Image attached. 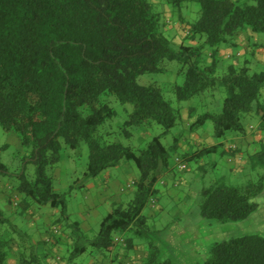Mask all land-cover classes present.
I'll use <instances>...</instances> for the list:
<instances>
[{
    "label": "trees",
    "instance_id": "1",
    "mask_svg": "<svg viewBox=\"0 0 264 264\" xmlns=\"http://www.w3.org/2000/svg\"><path fill=\"white\" fill-rule=\"evenodd\" d=\"M188 1L193 0H165L177 9ZM195 1L200 14L188 22L185 37L196 44L182 41L173 48L164 34L161 12L149 0H0V125L18 134L36 164L32 178L23 172L17 175L16 189L22 198L14 205L19 210L7 215L0 206V264H11L10 257L14 264H46L47 253L40 246L57 242L52 228L50 238L35 241L10 215H26L34 205H49L60 208L55 223L67 220L65 196L54 189L46 169L59 161L63 146L75 149L82 140L88 148L84 181L123 161H132L139 176L133 182L132 198L114 205L92 238H85L78 223L66 222L72 243L58 259L88 264L111 256L114 262L111 254L119 239L131 251L136 250V238L147 237L142 210L153 204L154 185L170 169L173 146L163 145L157 135L136 151L111 140L114 131L106 124L115 115L111 100L132 107L121 125L126 136L133 126L157 123L164 128L162 135L176 124L179 109L163 97L160 88L137 82L139 75L161 70L163 60L181 64L184 80L174 86L178 101L220 86L225 90L220 110L199 114L189 124L190 131L209 119L216 138L243 134V120L251 116L258 117V127L264 130V72L232 63L218 73L216 59L222 45H235L233 38L239 31H264V0ZM205 47L210 48V63L203 59ZM217 148L203 147L185 158L195 161ZM246 158L251 169L262 170L257 181L234 186L216 180L203 187V217L224 223L244 219L257 209L254 198L264 189V141ZM0 173L9 174L2 164ZM117 233L128 235L119 238ZM146 246L140 264H171L159 258L152 241ZM202 264H264V235L214 242Z\"/></svg>",
    "mask_w": 264,
    "mask_h": 264
},
{
    "label": "rangeland",
    "instance_id": "2",
    "mask_svg": "<svg viewBox=\"0 0 264 264\" xmlns=\"http://www.w3.org/2000/svg\"><path fill=\"white\" fill-rule=\"evenodd\" d=\"M149 1L161 12V19L165 24L164 34L173 48L182 41L189 45L196 44V41H190L184 37V32L188 28V22L195 21L200 14V5L197 1L185 2L180 9L174 8L165 0ZM238 1L251 2V0ZM233 41L234 46L222 45L220 48L229 47L233 53L238 51L240 54L230 58L217 56L218 73L232 63L247 64L250 72H264V63L257 60V55L264 54V31L254 32L246 28L239 31ZM209 53L210 48L205 47L203 59L207 63L212 61ZM159 67L161 69L159 71L139 75L137 82L142 85H157L163 97L171 100L172 104L179 109L176 124L165 134L161 135L164 131L163 126L151 123L128 128L131 135L126 136L121 125L132 107L130 104L111 100L115 115L106 124V127L114 131L111 140H118L138 151L145 147L152 137L160 135L163 145L173 146L169 151L170 169L154 185L153 204L150 202L142 210L149 228L147 237L136 238L135 241L138 243L136 250H131L124 255V258L115 259L112 264H140L144 259L148 240L159 249V258L169 259L171 264H202L209 247L214 242L245 234L264 235V189L254 198V201L258 203L257 209L244 219L223 223L207 219L200 213V192L203 187L209 186L216 180L234 186L255 182L262 171L260 168L251 169L246 163L231 171L221 146L217 151L195 161L185 158V154L196 148L193 144L200 138L204 142L223 141L224 138H216L213 135L212 122L209 119L192 131L189 130L188 124L199 114L219 111L226 95L224 88L220 86L213 91L206 90L190 99L178 101L174 95V86L181 85L184 80V74L180 70L181 64L176 60L165 59L159 63ZM257 121H259L257 116H251L245 118L243 123L255 125ZM29 152L30 148L22 145L16 132L5 131L0 125V164L9 173H0V190L2 191L0 206L7 215L19 210V206L14 205L22 198V194L16 189L17 175L23 172L27 179L35 175L36 164L29 158ZM176 157L182 160L184 168L177 167ZM87 159L88 148L82 140L75 149L63 146L59 161L46 169V173L52 177L54 189L65 196L67 220L63 218L61 222L55 223L54 220L61 215L60 208H54L47 225L45 224L47 221L41 216L39 219H31L28 215L15 213L10 215L12 221L30 234L37 231L40 225L45 224L40 230L42 236H46L48 229L53 230V227L56 228V232L52 231L55 236L62 234L66 232V222H76L85 238H92L103 216L114 205L126 204L132 198L133 182L138 178L139 170L132 161H123L84 181L82 173ZM34 208L40 213L47 209L51 210L49 205H34ZM1 229L2 225H0V231ZM125 235L128 234L117 233L119 238ZM116 247H122L121 243H118ZM9 262L14 264L13 257L9 258Z\"/></svg>",
    "mask_w": 264,
    "mask_h": 264
},
{
    "label": "crops",
    "instance_id": "3",
    "mask_svg": "<svg viewBox=\"0 0 264 264\" xmlns=\"http://www.w3.org/2000/svg\"><path fill=\"white\" fill-rule=\"evenodd\" d=\"M184 34H185L184 35V37H185L186 31L184 32ZM239 54L240 53L238 51L236 53H233L231 48L225 47V48H219L217 56L230 58L232 56L239 55ZM257 60L259 62L264 63V54L257 55ZM193 121L189 122V124L192 123ZM189 124H188V126H189ZM259 124H260V120L257 121V123L255 125L251 124V123H247V124H245V131L243 134H237V133H233V132L228 133L224 137L222 142H214L212 140L211 141L207 140L204 142L200 138L198 141L195 142V144H193L196 146V148L192 151H196V150L201 149L203 147L212 148L215 145H218V147L221 146L222 153L226 154L228 165H229L231 171H234L236 168L238 169L243 164H246L247 158L245 157V155H247L248 153L255 152L259 147L260 141H264V130L258 127ZM217 149L212 150V152L217 151ZM231 150H233V154H231L232 153ZM192 151H189L188 153H190ZM121 190H124V189L121 188ZM0 193H2L1 190H0ZM50 208H51V210L47 209V210L41 211V213H40V211L39 212L36 211L34 206H32L28 210L26 215H28V217L31 219H36V218L39 219V217L41 216V217L45 218V220L47 221V222H45V224L47 225V224H49L51 217L53 215L52 209H54V208H52V207H50ZM11 211L13 212V210H11ZM43 226L40 225L37 228V231H35L33 234H31L32 238L35 241H43V240L51 237V234L49 233V231L47 232L46 236H42L40 230L43 229ZM49 230H50V228H49ZM54 238L57 239V242L55 244H53V245L42 244L40 246V249H42L45 253H47V257L45 258L46 264H66L64 261L59 260L58 256L59 255L61 256L63 251L66 249V247L72 243V239L69 236V233L67 230H66V232H63L62 234L54 236ZM119 243H121L122 247H119V248L116 247L114 252L111 254V255H115L114 258L116 260L124 258V255L127 254L128 252H130L128 250H125V248L123 247L122 239H119ZM111 258L112 257L110 256L109 258H106L102 262H98V263H94V261L88 260L87 263L88 264H112Z\"/></svg>",
    "mask_w": 264,
    "mask_h": 264
},
{
    "label": "built area",
    "instance_id": "4",
    "mask_svg": "<svg viewBox=\"0 0 264 264\" xmlns=\"http://www.w3.org/2000/svg\"><path fill=\"white\" fill-rule=\"evenodd\" d=\"M175 161H176V164H177V167H178V168L182 169V168L185 167V165H184V163L182 162L181 159L176 158ZM53 230L56 232V228L53 227Z\"/></svg>",
    "mask_w": 264,
    "mask_h": 264
}]
</instances>
